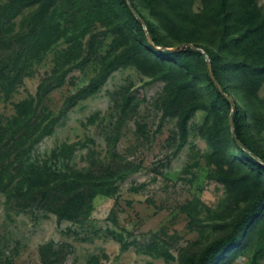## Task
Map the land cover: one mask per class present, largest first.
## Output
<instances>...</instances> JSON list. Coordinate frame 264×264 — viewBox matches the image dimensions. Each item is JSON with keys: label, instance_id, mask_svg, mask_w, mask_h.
I'll use <instances>...</instances> for the list:
<instances>
[{"label": "trees", "instance_id": "trees-1", "mask_svg": "<svg viewBox=\"0 0 264 264\" xmlns=\"http://www.w3.org/2000/svg\"><path fill=\"white\" fill-rule=\"evenodd\" d=\"M197 2L0 0L1 96L11 99L34 61L59 49L57 73L41 83L36 96L16 102L12 116H0V192L24 207L80 224L98 195H117L137 166L100 158L69 166L38 160L34 150L112 73L135 68L164 82L158 104L163 119L176 118L178 150L187 142L193 116L205 111L200 136L209 148V176L241 202L215 225L220 235L197 253L183 252L180 264H222L244 246L252 251L249 264H260L264 238L257 242L255 236L264 233V154L254 137L264 131V7L258 0H200L196 9ZM90 63L96 64L95 75L57 113L51 111L45 105L50 92L70 71ZM138 107L135 94L126 93L119 123L135 118ZM42 260L49 263L47 254Z\"/></svg>", "mask_w": 264, "mask_h": 264}, {"label": "rangeland", "instance_id": "rangeland-1", "mask_svg": "<svg viewBox=\"0 0 264 264\" xmlns=\"http://www.w3.org/2000/svg\"><path fill=\"white\" fill-rule=\"evenodd\" d=\"M258 3L264 7V0ZM199 6L200 0L196 9ZM58 51L52 49L34 61L11 99L0 95L1 118L12 116L16 102L36 96L41 83L57 73ZM95 73L94 63L70 71L45 105L57 113ZM163 88V81H152L135 68L119 69L36 146L38 160L84 166L91 158H100L110 164L131 163L138 170L120 185L117 195H98L82 224L59 220L34 205L24 207L0 192V264H46L43 253L48 264H180L183 252L197 253L220 235L215 225L241 202L209 176L212 167L205 158L209 148L200 136L205 111L193 116L187 142L178 150L176 118L163 119L158 104ZM128 92L135 94L139 107L135 118L122 124L121 104ZM260 95L264 98V86ZM254 143L264 154V131L255 133ZM262 238L264 233H256L257 242ZM48 244L51 248H45ZM251 253L244 246L222 264H249Z\"/></svg>", "mask_w": 264, "mask_h": 264}]
</instances>
